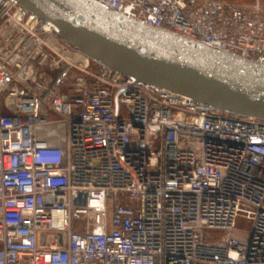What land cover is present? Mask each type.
I'll use <instances>...</instances> for the list:
<instances>
[{"label":"built area","instance_id":"built-area-1","mask_svg":"<svg viewBox=\"0 0 264 264\" xmlns=\"http://www.w3.org/2000/svg\"><path fill=\"white\" fill-rule=\"evenodd\" d=\"M97 1L264 63L259 1ZM0 90V264H264V119L101 64L17 0Z\"/></svg>","mask_w":264,"mask_h":264},{"label":"water","instance_id":"water-1","mask_svg":"<svg viewBox=\"0 0 264 264\" xmlns=\"http://www.w3.org/2000/svg\"><path fill=\"white\" fill-rule=\"evenodd\" d=\"M17 1L101 64L220 110L264 119L263 62L128 18L97 0Z\"/></svg>","mask_w":264,"mask_h":264},{"label":"rangeland","instance_id":"rangeland-1","mask_svg":"<svg viewBox=\"0 0 264 264\" xmlns=\"http://www.w3.org/2000/svg\"><path fill=\"white\" fill-rule=\"evenodd\" d=\"M228 1H233V2H238L241 4H252L255 1H259L261 6L264 8V0H228ZM64 74H66V77L68 78V81H74L76 78L79 76L75 73H72L70 70H65ZM60 75V74H59ZM7 94L3 96V101H7ZM43 134L55 136L56 138L60 139L61 141H64L65 138V126L62 123H57L53 125H49L42 130ZM237 225L242 228H249L250 222L244 219L243 217L239 218L237 221Z\"/></svg>","mask_w":264,"mask_h":264},{"label":"crops","instance_id":"crops-1","mask_svg":"<svg viewBox=\"0 0 264 264\" xmlns=\"http://www.w3.org/2000/svg\"><path fill=\"white\" fill-rule=\"evenodd\" d=\"M11 111V108L9 107L7 101H3V97L0 99V115H5V114H9ZM46 138H49L50 140H52L53 142L62 144L63 141H61L60 139L56 138L55 136H51V135H45Z\"/></svg>","mask_w":264,"mask_h":264}]
</instances>
